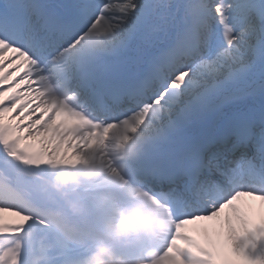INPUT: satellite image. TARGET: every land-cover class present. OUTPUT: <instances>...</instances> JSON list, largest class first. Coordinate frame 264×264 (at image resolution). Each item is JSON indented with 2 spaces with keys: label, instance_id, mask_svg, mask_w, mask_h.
Wrapping results in <instances>:
<instances>
[{
  "label": "snow or ice",
  "instance_id": "obj_1",
  "mask_svg": "<svg viewBox=\"0 0 264 264\" xmlns=\"http://www.w3.org/2000/svg\"><path fill=\"white\" fill-rule=\"evenodd\" d=\"M115 142L143 264H264V0H0V264H78L42 170Z\"/></svg>",
  "mask_w": 264,
  "mask_h": 264
}]
</instances>
